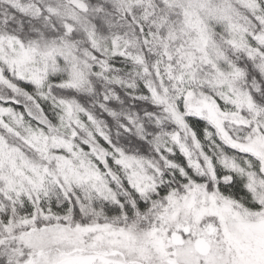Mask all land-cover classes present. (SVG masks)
I'll return each instance as SVG.
<instances>
[{
	"label": "snow or ice",
	"instance_id": "6c2138e0",
	"mask_svg": "<svg viewBox=\"0 0 264 264\" xmlns=\"http://www.w3.org/2000/svg\"><path fill=\"white\" fill-rule=\"evenodd\" d=\"M0 264H264V0H0Z\"/></svg>",
	"mask_w": 264,
	"mask_h": 264
}]
</instances>
